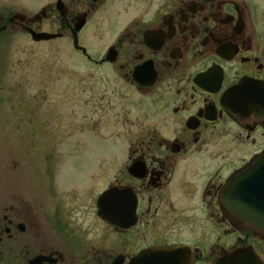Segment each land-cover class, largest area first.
<instances>
[{
	"label": "flooded vegetation",
	"instance_id": "af4514ba",
	"mask_svg": "<svg viewBox=\"0 0 264 264\" xmlns=\"http://www.w3.org/2000/svg\"><path fill=\"white\" fill-rule=\"evenodd\" d=\"M48 16L100 73L81 86L116 111L126 146L81 184L85 158L46 159L35 191L9 160L0 264H264V231L223 200L264 152V115L224 104L264 84V0H56ZM98 17L92 54L82 32Z\"/></svg>",
	"mask_w": 264,
	"mask_h": 264
},
{
	"label": "rangeland",
	"instance_id": "374dc122",
	"mask_svg": "<svg viewBox=\"0 0 264 264\" xmlns=\"http://www.w3.org/2000/svg\"><path fill=\"white\" fill-rule=\"evenodd\" d=\"M55 1L0 0V28L6 26L0 32V197L5 192L9 160L21 161L15 175L22 172L27 186L35 191L40 163L46 159L85 158L74 173L75 182L81 184L87 182L85 171L92 162L103 156H122L126 146L114 124L116 111L104 110L98 97L85 95L84 78H98L100 73L88 69L71 37L34 42L23 27L56 33L52 16L38 21L42 9L50 10ZM16 13L24 20L9 24ZM98 19L82 32L81 44L90 45L92 54L102 53ZM74 82L78 96L73 99Z\"/></svg>",
	"mask_w": 264,
	"mask_h": 264
},
{
	"label": "water",
	"instance_id": "95a60500",
	"mask_svg": "<svg viewBox=\"0 0 264 264\" xmlns=\"http://www.w3.org/2000/svg\"><path fill=\"white\" fill-rule=\"evenodd\" d=\"M24 18L22 14L16 13L8 21L22 22ZM82 23L83 21L75 27L76 31L80 30ZM3 29L5 27L0 28V31ZM25 30L34 42L52 40L58 36L56 33L34 30L28 25ZM74 44L77 46L76 35ZM234 92L245 93V97L234 98ZM224 104L233 115H236L241 107L256 115H264V84L243 82L231 90ZM223 196L224 203L230 205L238 216L264 231V152L228 182Z\"/></svg>",
	"mask_w": 264,
	"mask_h": 264
}]
</instances>
